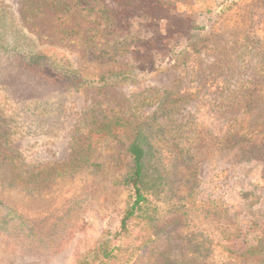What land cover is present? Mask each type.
I'll return each mask as SVG.
<instances>
[{
  "label": "rangeland",
  "instance_id": "rangeland-1",
  "mask_svg": "<svg viewBox=\"0 0 264 264\" xmlns=\"http://www.w3.org/2000/svg\"><path fill=\"white\" fill-rule=\"evenodd\" d=\"M263 244L264 0H0V264H264Z\"/></svg>",
  "mask_w": 264,
  "mask_h": 264
},
{
  "label": "trees",
  "instance_id": "trees-1",
  "mask_svg": "<svg viewBox=\"0 0 264 264\" xmlns=\"http://www.w3.org/2000/svg\"><path fill=\"white\" fill-rule=\"evenodd\" d=\"M34 68L40 73L41 76H43L42 73H45L44 71L47 70L44 67H41V65H34ZM53 69L54 68L52 67V69H51L52 73H53ZM127 151L129 152V154L131 156V160L133 163V171L131 172V174H129L125 178L124 182L131 184V186L134 188L135 199H134L132 205L130 206V208L127 210L125 216L122 219V227L124 229H126L125 228V221L134 215L135 210L137 209V207L139 206V204L143 200V196H142L140 189H139V182H140L141 175H142V159H143V156L145 154V149L143 148V146L140 145V143L138 141H133L128 146ZM259 250H263V254H264V244L261 246H258L256 248H253V252H257Z\"/></svg>",
  "mask_w": 264,
  "mask_h": 264
}]
</instances>
